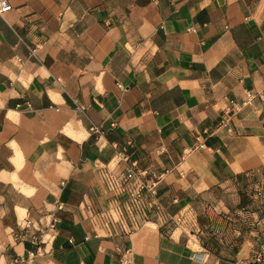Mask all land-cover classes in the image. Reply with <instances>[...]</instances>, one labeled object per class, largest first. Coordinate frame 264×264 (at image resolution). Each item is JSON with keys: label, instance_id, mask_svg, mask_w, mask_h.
Masks as SVG:
<instances>
[{"label": "crops", "instance_id": "0c3cea01", "mask_svg": "<svg viewBox=\"0 0 264 264\" xmlns=\"http://www.w3.org/2000/svg\"><path fill=\"white\" fill-rule=\"evenodd\" d=\"M11 3L0 264H264V0ZM132 164L166 174L130 231L103 172Z\"/></svg>", "mask_w": 264, "mask_h": 264}, {"label": "built area", "instance_id": "2783aa9c", "mask_svg": "<svg viewBox=\"0 0 264 264\" xmlns=\"http://www.w3.org/2000/svg\"><path fill=\"white\" fill-rule=\"evenodd\" d=\"M12 8L13 5L11 0H0V14L10 11ZM34 52L35 49H32V53ZM256 98L257 94L254 91H247L244 99L240 101L230 100L222 110L220 126H229L233 116L239 113L244 107L250 105ZM92 129L96 130L97 128ZM204 145V142H199L197 146L194 147H203ZM190 152L191 150L189 149L185 155L182 156V159H185L186 154ZM122 157L126 162L130 160L128 155ZM165 174L166 173H162L154 180L146 181L143 178L144 173L138 172L135 169V164L127 167V169L119 174L108 169L103 172V180L107 191L113 193L115 196H126L119 209L122 211L121 215L132 222V224L129 225L130 231L135 230L138 226L137 215L144 207V198L148 195L151 197L157 195L159 182L164 178ZM183 219L182 215H178L174 218V222L176 225L180 226L183 223ZM38 251L39 248L37 250H31L29 252V259H34ZM256 262L263 263L262 254H259L256 257ZM120 264H135L134 252L131 248H128L121 253Z\"/></svg>", "mask_w": 264, "mask_h": 264}]
</instances>
